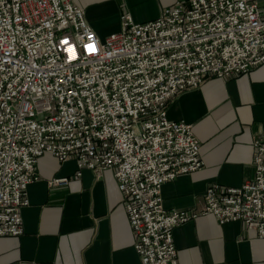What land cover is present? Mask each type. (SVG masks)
Segmentation results:
<instances>
[{
    "label": "built area",
    "instance_id": "obj_1",
    "mask_svg": "<svg viewBox=\"0 0 264 264\" xmlns=\"http://www.w3.org/2000/svg\"><path fill=\"white\" fill-rule=\"evenodd\" d=\"M262 64L264 0L177 1L145 23L125 13L105 38L71 0H0V237L23 233L27 188L51 154L74 159L78 176L111 169L141 263L180 264L173 230L198 213L167 211L161 188L204 163L192 125L168 105ZM253 165L240 187L210 185L203 213L264 238V126Z\"/></svg>",
    "mask_w": 264,
    "mask_h": 264
},
{
    "label": "crops",
    "instance_id": "obj_2",
    "mask_svg": "<svg viewBox=\"0 0 264 264\" xmlns=\"http://www.w3.org/2000/svg\"><path fill=\"white\" fill-rule=\"evenodd\" d=\"M71 1L105 38L121 29L125 13L145 23L186 0ZM167 112L192 125L204 163L161 188L167 211L198 213L173 230L179 263L264 264V238L239 221L220 224L203 213L210 185L240 187L254 177V141L264 126V64L232 78H210L177 95ZM77 172L74 159L61 162L51 154L39 159V178L28 186L22 209L23 233L0 237V264H142L113 171ZM52 178L69 183L50 187Z\"/></svg>",
    "mask_w": 264,
    "mask_h": 264
}]
</instances>
